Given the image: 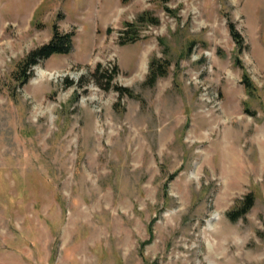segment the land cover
Instances as JSON below:
<instances>
[{"label": "rangeland", "instance_id": "374dc122", "mask_svg": "<svg viewBox=\"0 0 264 264\" xmlns=\"http://www.w3.org/2000/svg\"><path fill=\"white\" fill-rule=\"evenodd\" d=\"M0 264H264V0H0Z\"/></svg>", "mask_w": 264, "mask_h": 264}, {"label": "trees", "instance_id": "16d2710c", "mask_svg": "<svg viewBox=\"0 0 264 264\" xmlns=\"http://www.w3.org/2000/svg\"><path fill=\"white\" fill-rule=\"evenodd\" d=\"M159 1L161 3H167L170 0H154ZM225 1V0H222ZM140 22H148L157 24L158 20L156 18H152L151 16L147 15L146 13L141 14L138 17ZM227 26L229 33L231 37L233 38L234 42L238 46L239 51L241 49H244L243 46V38L239 31L236 29V25L233 21L227 20ZM127 30L125 31V34L127 35L126 38L127 41H134L135 36L133 35L135 33V30L132 29V24L126 23ZM73 37L74 33L72 32H61L56 25L53 26L52 36L49 39V41L31 51H29L16 65L15 70L12 73L13 80L18 85H24L26 84L29 79L32 76V68L36 66L39 61L45 60L53 55H63L68 54L71 51L72 44H73ZM239 63V60L237 61ZM166 68L167 63H159L156 60H151L148 64V76L147 80L151 83H154V81L158 77H163L166 75ZM115 72V68H113L112 71L104 70V73L107 74L108 81L107 83H110V81L113 78V73ZM242 83L245 86V89L248 93H251L254 91V86L251 84L248 76L244 74ZM116 91L120 94L124 92H128V90L124 88H115ZM254 203V197L252 194H247L244 196L243 200L238 204V206L233 210L227 213V216L232 220L235 221L243 216H245L250 209L253 207Z\"/></svg>", "mask_w": 264, "mask_h": 264}]
</instances>
